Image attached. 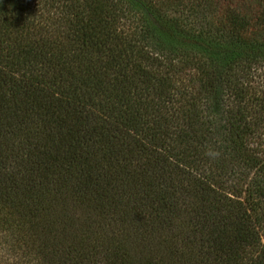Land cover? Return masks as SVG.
Returning <instances> with one entry per match:
<instances>
[{
  "label": "trees",
  "instance_id": "trees-1",
  "mask_svg": "<svg viewBox=\"0 0 264 264\" xmlns=\"http://www.w3.org/2000/svg\"><path fill=\"white\" fill-rule=\"evenodd\" d=\"M0 264H264V0H0Z\"/></svg>",
  "mask_w": 264,
  "mask_h": 264
}]
</instances>
